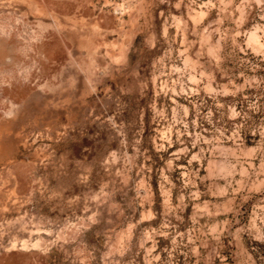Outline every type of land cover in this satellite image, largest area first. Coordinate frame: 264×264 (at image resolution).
Here are the masks:
<instances>
[{"label":"rangeland","instance_id":"374dc122","mask_svg":"<svg viewBox=\"0 0 264 264\" xmlns=\"http://www.w3.org/2000/svg\"><path fill=\"white\" fill-rule=\"evenodd\" d=\"M0 264H264V0H0Z\"/></svg>","mask_w":264,"mask_h":264}]
</instances>
